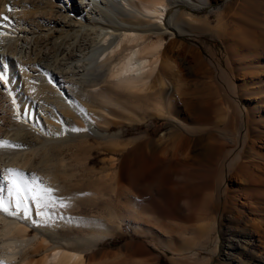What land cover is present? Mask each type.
Returning a JSON list of instances; mask_svg holds the SVG:
<instances>
[{
	"label": "rangeland",
	"instance_id": "374dc122",
	"mask_svg": "<svg viewBox=\"0 0 264 264\" xmlns=\"http://www.w3.org/2000/svg\"><path fill=\"white\" fill-rule=\"evenodd\" d=\"M28 1L25 0L22 5ZM30 1L29 9L33 7L34 12L38 11L36 14L25 16L23 25L16 27L20 23L17 20L8 28L4 25L0 27V43L4 39L3 45H6L5 56L12 57V52L25 55V51L21 53L16 48L17 39L22 40L28 35L33 44L35 40L51 35L64 0ZM242 2L195 0L188 1L190 7L181 4L170 10L167 19L185 14L187 20L181 25L186 30L203 22H207L213 30L225 24L228 30L222 35L197 31L179 35L175 39L166 37V52L182 63L187 81L184 87L185 93L188 91L185 95L187 102L181 103L174 113H168L166 97L156 96V100L150 102H137L127 88L111 81L107 68L95 74L89 71L88 83L77 84V106L86 111L85 114L96 126L89 128L79 116L70 114L73 124L69 125L68 131L74 135L63 141H47L44 142L45 146L40 144L35 147L43 149L41 151L55 149L56 153L61 152L59 159L66 161L59 162L60 168L64 163L67 174L60 175L53 193H50L57 203H52L50 196L40 197L50 207L49 211L44 208L43 213L48 211V214H52L51 220L55 225L49 221L50 225L44 228H32L31 237L36 234L37 239L41 240L47 234L50 243L49 250L43 249L34 257L33 263L36 260L35 264H45L46 256L66 242L70 243V251L83 257L62 264L223 263L224 237L228 233L226 227L229 218L225 209V190L228 187L235 195L241 186L246 185L244 177L234 171L233 163L248 164L252 160L258 163L250 156L252 150L249 148L253 146L264 156V125L258 128L263 134H251L248 148L246 143L243 144L247 126L235 112L236 101L244 107L253 99L242 97L241 93L235 95L229 86L232 82L240 87L246 82V76L243 78L241 72L234 71V48L229 44L230 33L236 26L233 18L242 16L236 14ZM93 3L94 27L104 29L110 26L118 1L94 0ZM51 6L53 9L49 10ZM73 17L79 19L75 14ZM77 29L80 28L72 25L69 31L74 33ZM94 37L87 38L85 43ZM44 46L38 49L51 52L53 56L56 50L52 44ZM18 58L13 57L14 63ZM6 62L8 60L3 62L0 56L1 69L7 71H4L6 80L0 78L1 161H9L23 154L19 150L18 140L19 135L25 132L20 120L24 116L18 119L16 116L19 113L16 115L15 108L26 113L31 106L29 102L22 104L18 96L15 101V96L10 93L7 83L13 71ZM77 72L74 74L79 77ZM29 73L31 77L36 74L30 70ZM145 91L137 94L142 95ZM202 109L205 110L202 113L209 109V115L206 114L208 116L205 118H202L203 114L199 115ZM196 115L202 119L195 118ZM208 118L209 121H206ZM178 143L181 153L175 156L173 148ZM242 154L244 156L236 161V157ZM263 161L259 160L261 170H264ZM68 196L72 201L67 199L70 198ZM239 197L237 202H243L248 213L243 220L249 226L256 221L263 234L264 198L249 200L256 209L252 212L247 206L246 196L240 193ZM95 220H104V225L94 223Z\"/></svg>",
	"mask_w": 264,
	"mask_h": 264
},
{
	"label": "bare ground",
	"instance_id": "6f19581e",
	"mask_svg": "<svg viewBox=\"0 0 264 264\" xmlns=\"http://www.w3.org/2000/svg\"><path fill=\"white\" fill-rule=\"evenodd\" d=\"M24 1L0 0V27L4 25L8 28L17 20L22 24L17 23L16 27L23 25L25 16L38 12V9L34 12L33 7H31L32 10L29 9L30 0L22 5ZM93 1L64 0L59 13L60 17L51 29V35L35 40L33 44L28 35L22 40L17 39L16 48L21 53L25 51L24 56L12 52V57L9 55L6 57L4 39L1 41L3 43H0L1 59L3 62L8 60L6 63L10 64L9 68L13 71L12 73L8 70L13 74L10 75L11 78L7 83L10 93L15 96V101L18 96L22 104L28 102L31 104L26 113L19 112L17 107L15 108L16 115L19 113L16 116L18 119L21 115L24 116L20 120L25 132L19 135L18 140L22 156L13 157L14 159L9 161L0 160V264H35L37 261L33 263L34 257L43 249L49 250L50 243L47 234L44 235L47 238L44 237L41 240L37 239L36 234L34 237L30 235L34 231L32 228H44L45 225H50L49 221L53 226L55 225L51 220L52 214L49 213L50 216L47 213L50 209L49 205H45L40 197L50 196V193H53L60 175L66 173V167L63 163L60 168L59 162L64 160L59 159L61 152L56 153L55 149L41 151L43 149L35 147L47 141H63L72 134L74 135L75 133L68 131L69 125L73 124L70 117L72 114L79 116L87 127L96 126L94 121L85 114L86 111L83 112L84 110L77 106V101H79V94L76 93L77 84L88 83V72L93 71L95 74L100 69L107 68L111 81L127 88L135 96L137 102H150L156 96L166 97L168 113H174L186 100L185 95L188 91L185 93L184 87L187 81H185L182 63L174 60L168 55V51L166 52L165 45L168 43L166 37L170 36V39H175L179 35L197 31L215 32L222 35L227 30L225 24L213 30L207 22L186 30L181 25L186 19L183 13L167 19L172 8L181 4L189 6L188 1L195 0H117L118 8L115 9L116 13L113 15L110 26L97 29L94 27L95 6ZM45 3L48 2L45 1ZM52 9L53 6L49 10ZM191 9L197 10L195 7ZM73 14L79 19L76 20ZM236 14H241L243 17L233 18V22H236L233 24L236 26L230 33L229 44L234 48L232 50L234 51V71L241 72L243 78L246 76V82L240 87L232 82L229 86L235 95L241 93L242 97L253 99V102H248L245 106L243 105L244 107L238 101L234 103L235 112L247 126L243 142L247 145L252 133L263 134L258 131V128L264 125V0H243ZM190 16L193 15L190 14ZM72 25H77L80 29L70 33L69 29ZM87 26L89 29L86 28ZM92 35L95 37L88 39L85 43ZM51 44L56 50L53 56L51 52L38 49L43 45L47 47ZM17 56L19 58L14 63L13 57ZM4 69L2 71L0 63V78L5 81ZM29 70L36 74L31 77ZM74 72L79 73L80 76L77 77L78 75ZM143 90L154 92L145 91L144 94L141 93L142 95L137 94ZM208 111L202 113L205 112L202 109L199 115L203 114L202 118H205L209 115ZM195 118L202 119L201 116ZM255 137L257 138V135ZM180 147V143L174 146L175 156L181 153ZM250 149L252 150L250 156L258 160V163L253 160H250L248 164L233 163L234 171L244 177L246 185L238 188L235 195L229 191L228 187H225L227 194L225 209L229 213V218L226 227L228 233L224 237L222 264H264V231H262L263 234L260 233L261 230L256 221L249 226L248 222L243 220L248 214L245 210L246 206L242 204L243 202L241 204L237 202L240 193L246 196L247 206L253 212L256 209L249 200L264 198V170H261L259 163V160H264V156L260 155V151L257 152L254 146ZM246 152H248L247 149ZM0 154H2L1 151ZM243 154L235 156L236 161L240 160ZM68 197L70 198L67 199L72 201L71 196ZM50 198L52 199L53 196ZM52 200V203L56 202L55 197ZM44 208L48 210L44 211L46 213L42 211ZM94 223L103 226L104 220H95ZM69 244L66 242L53 249L52 254L46 256L45 264H62L83 257L77 252L70 251ZM246 256H248L247 259L244 258Z\"/></svg>",
	"mask_w": 264,
	"mask_h": 264
}]
</instances>
